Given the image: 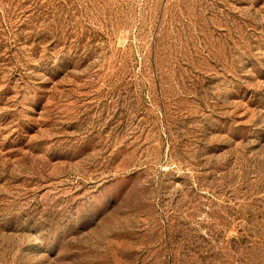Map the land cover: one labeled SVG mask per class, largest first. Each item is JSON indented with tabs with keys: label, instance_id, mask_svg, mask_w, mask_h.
Segmentation results:
<instances>
[{
	"label": "rangeland",
	"instance_id": "obj_1",
	"mask_svg": "<svg viewBox=\"0 0 264 264\" xmlns=\"http://www.w3.org/2000/svg\"><path fill=\"white\" fill-rule=\"evenodd\" d=\"M0 264H264V0H0Z\"/></svg>",
	"mask_w": 264,
	"mask_h": 264
}]
</instances>
